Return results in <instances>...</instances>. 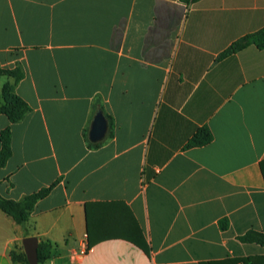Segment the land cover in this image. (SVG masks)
I'll return each instance as SVG.
<instances>
[{
  "label": "crops",
  "instance_id": "obj_1",
  "mask_svg": "<svg viewBox=\"0 0 264 264\" xmlns=\"http://www.w3.org/2000/svg\"><path fill=\"white\" fill-rule=\"evenodd\" d=\"M262 26L264 0H0V69L23 72L0 73V93L10 83L29 105L0 113V194L49 187L23 225L0 209V264L28 235L54 244L41 264H264V246L237 238L264 231V47L219 57ZM202 125L212 140L183 148ZM111 200L149 253L87 246L86 203Z\"/></svg>",
  "mask_w": 264,
  "mask_h": 264
},
{
  "label": "trees",
  "instance_id": "obj_2",
  "mask_svg": "<svg viewBox=\"0 0 264 264\" xmlns=\"http://www.w3.org/2000/svg\"><path fill=\"white\" fill-rule=\"evenodd\" d=\"M249 44H254L258 48L264 47V26L232 41L220 52L219 57L221 58L232 52H236ZM0 73L12 76L15 81L23 75V72L19 68L0 69ZM28 110L29 105L27 102L14 92L12 84L6 82L2 86L0 93V113L6 115L10 121L14 122L21 119ZM212 137L213 135L209 127L202 125L186 141L183 148L205 145L212 140ZM0 141V166H2L11 154L9 128H5L0 132ZM48 191L49 187H44L25 195L20 200H13L0 194V209L13 220L23 225L27 221L35 202L46 195ZM89 208H91L90 213ZM85 213L88 247L103 239L120 237L132 241L143 249L145 253H149V246L141 233L139 224L123 201L88 202L85 205ZM218 224L221 229H225L228 225L227 218H220ZM237 238L242 242H255L264 246V231L249 228L243 234L238 235ZM53 245L49 240L39 239L37 245L38 264L43 263L50 257ZM11 256L14 264H29L24 251L14 250ZM237 260L244 263L254 260V257H239ZM201 264L205 263L202 262Z\"/></svg>",
  "mask_w": 264,
  "mask_h": 264
},
{
  "label": "water",
  "instance_id": "obj_3",
  "mask_svg": "<svg viewBox=\"0 0 264 264\" xmlns=\"http://www.w3.org/2000/svg\"><path fill=\"white\" fill-rule=\"evenodd\" d=\"M106 130V121L104 115L101 111H97L94 115L89 138L92 141L99 140L102 138ZM38 237L35 235H28L22 238L21 244L27 261L29 264H38L37 261V245H38Z\"/></svg>",
  "mask_w": 264,
  "mask_h": 264
},
{
  "label": "built area",
  "instance_id": "obj_4",
  "mask_svg": "<svg viewBox=\"0 0 264 264\" xmlns=\"http://www.w3.org/2000/svg\"><path fill=\"white\" fill-rule=\"evenodd\" d=\"M80 256H81V254L78 255V257H80Z\"/></svg>",
  "mask_w": 264,
  "mask_h": 264
}]
</instances>
